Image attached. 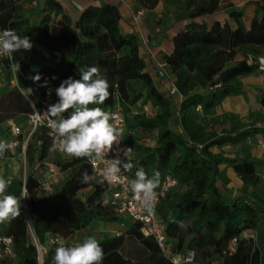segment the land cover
Listing matches in <instances>:
<instances>
[{
  "label": "trees",
  "instance_id": "obj_1",
  "mask_svg": "<svg viewBox=\"0 0 264 264\" xmlns=\"http://www.w3.org/2000/svg\"><path fill=\"white\" fill-rule=\"evenodd\" d=\"M33 1L0 0V31L12 29L21 37L28 36L33 44L30 51L13 54L15 62L20 63L19 72L13 73L11 62L4 57L0 59V73L12 72L18 87L28 94L31 88L29 95L35 104L51 89L54 104L58 101L55 89L63 80L79 79L80 69L88 66L99 67L109 83V97L102 105L90 106L108 113L119 107L123 112V139L133 148L132 178L142 167L149 178L159 172V183L167 175L177 181L157 207L172 251L194 252L195 264H264V194L259 192L264 185V161L247 152L229 157L211 151L213 147L249 144V138L264 131L231 114L213 116L226 98L244 93L243 79L262 72L258 63L264 57V0L256 3L249 26L243 13L237 11H232L230 20L224 23L215 21L210 25L197 20L230 7L227 0H163L172 7L174 25L185 23L173 39L172 54L163 58L175 78L172 84L176 96L167 88H157L145 72L138 36L123 33L118 6H91L73 21L63 14L56 0H35L36 5L31 6ZM160 1L133 0L136 13L153 10ZM26 4L28 9L24 8ZM54 13L60 14L64 22L57 35L51 31ZM36 75L41 77L38 82L32 79ZM46 81L47 86H42ZM260 104L264 108V86ZM145 107L156 113L149 117ZM145 134L152 137L153 144L145 143ZM19 139L23 141V134ZM51 143L50 131L42 127L26 148L28 220L42 246L49 237L71 246L65 241L94 220L115 222L119 217L107 203L110 188L104 181L97 177L89 184L80 182L85 171L95 175L88 158L65 161L56 151H49ZM18 152L22 153L21 147ZM44 162H52L60 172H66L61 185L54 188L56 198L40 189L39 171ZM223 165L233 169L243 183L234 197L219 187V183L223 187L230 183L226 172L220 170ZM10 180L8 194L15 195L22 204V178ZM28 220L21 213L11 222L0 224V238H11L15 255L0 256V264H38ZM249 230L257 233L256 242L244 237ZM126 237L140 243L148 253L149 264H173L136 223L129 226L126 235L99 240L104 250L103 264H134L122 254ZM234 239L237 247L230 252ZM57 246L49 247L43 264H52Z\"/></svg>",
  "mask_w": 264,
  "mask_h": 264
},
{
  "label": "clouds",
  "instance_id": "obj_2",
  "mask_svg": "<svg viewBox=\"0 0 264 264\" xmlns=\"http://www.w3.org/2000/svg\"><path fill=\"white\" fill-rule=\"evenodd\" d=\"M33 47L28 36H19L12 29L0 31V57H7L10 69L13 73L20 71V63L15 62L13 54L18 51H30ZM261 70L264 71V57L259 58ZM35 82L41 77H32ZM52 79H56L55 76ZM47 86V81L44 85ZM29 88V94L32 93ZM58 101L48 106L42 114L47 118V126L51 129L52 143L49 151H60L68 157L77 159H98L104 153H108L113 144L118 142L119 131L110 122V114L100 107L90 105H102L109 97V83L101 75L97 66H88L80 69V78L68 77L55 89ZM51 94V89H49ZM34 108V104L32 105ZM70 111L68 116L64 113ZM35 114H41L35 110ZM131 149H127L125 155ZM14 151L7 141L0 140V158L6 152ZM129 170L134 165L130 161L122 162L120 159H112L105 179L115 178L121 171ZM159 172H154L151 178L145 170L138 168L135 179L131 182L134 198L140 201L143 207L150 213L154 210L153 202L155 189L159 186ZM96 175H90L87 171L81 175V183L89 184L96 181ZM103 182V181H101ZM11 184L10 179L0 176V224L11 222L21 214V201L12 194H8ZM104 250L95 235L85 237L81 242L71 246L65 245L61 240L55 248L52 264H103Z\"/></svg>",
  "mask_w": 264,
  "mask_h": 264
},
{
  "label": "crops",
  "instance_id": "obj_3",
  "mask_svg": "<svg viewBox=\"0 0 264 264\" xmlns=\"http://www.w3.org/2000/svg\"><path fill=\"white\" fill-rule=\"evenodd\" d=\"M261 0H227L230 7H226L215 15L197 19L198 21H206L211 25L218 21L224 23L229 21V14L232 11L241 12L244 20L249 26L255 10L256 3ZM110 3L118 6L122 20L121 29L125 34H136L140 42L141 56L146 62L145 72L151 76L159 89L167 88L168 85L175 82V78L169 74L167 66L164 65V56L173 52V39L176 34L183 29L184 24L174 25L173 16L171 14L172 7L161 0L157 7L153 10H146L144 14L136 19V5L133 0H62L59 7L64 15H67L73 21L77 20L79 15L88 7L100 6L101 4ZM64 26L61 15H53L51 23V31L53 35H57ZM244 93L236 97H228L216 108L214 117H220L224 114H231L238 120L248 124H255L256 127L264 129V108L260 104V96L264 86V73L258 72L252 76L243 79ZM219 130L220 126L217 127ZM264 137V131L255 137ZM11 139L6 124L0 126V140ZM241 148V152H247L252 158L264 161V149L257 145L241 144L237 146H225L223 148L213 147V153L224 152L226 156L233 157L236 154H230V151ZM12 158L7 152L0 158ZM23 160V157H22ZM220 170L226 172L230 183L223 187L219 183L221 189L226 190L232 197L238 195L243 183L237 177L233 169L226 165L220 167ZM261 176L264 180V167L261 168ZM66 177V172H58L53 181L60 182ZM12 179V178H8Z\"/></svg>",
  "mask_w": 264,
  "mask_h": 264
},
{
  "label": "built area",
  "instance_id": "obj_4",
  "mask_svg": "<svg viewBox=\"0 0 264 264\" xmlns=\"http://www.w3.org/2000/svg\"><path fill=\"white\" fill-rule=\"evenodd\" d=\"M60 3L62 0H56ZM36 1L31 3V6H35ZM144 14V10H140L136 13V19L138 20ZM4 58V57H2ZM1 59V58H0ZM259 70H261V64L259 59ZM263 72V71H262ZM167 90L172 96L177 95V90L173 84L168 85ZM30 101V100H29ZM31 105L34 104L35 110H37L41 115L37 116L35 114L34 108L32 106V112L28 118V124L30 126V131L28 135L21 142L19 137L23 134L22 128L15 123L13 119L6 122L7 131L11 139L2 140L7 141L14 151H8L7 153L14 158L17 154L18 149H22V157L27 169L26 162V148L32 138V136L42 127H46L50 132L51 129L47 126V118L42 114L47 110L48 106L52 104V97L49 92L47 93L45 99L41 100L39 103L35 104L32 100ZM146 112L149 111L148 107L144 108ZM110 122L118 129L120 135L118 142L114 143L111 150L108 153H104L101 158L89 159L88 162L93 168L96 177L104 181L110 188L109 196L107 197V203L110 204L113 211L119 216L121 214H126L130 217L132 223L140 224L141 232L147 238H152L159 246L161 253L168 258L173 264H195V253L189 251L187 253H174L168 244V240L165 234V225L157 215V207L162 198L177 185V181L170 175H167L161 180L159 186L155 189V197L153 202L154 210L150 213L147 211L142 203L134 198L131 182L134 180L131 176V169L124 170L121 165V171L116 175L115 178L105 179L107 170L112 159H120L122 162L130 161L133 158V148L127 144L124 139L126 120L123 112L119 107L113 109L110 113ZM248 143L251 145H257L264 149V137L249 138ZM127 149H131L125 155ZM56 154L61 155L62 158L67 161L72 157L66 156L60 151H56ZM60 172L59 166L52 162H44L43 168L39 171V185L40 189L50 195L54 194V189L52 188L53 178ZM26 177L27 171L24 172L22 178L23 191H22V204L21 213L24 214L25 218L28 220L29 216V204L27 202V190H26ZM244 237L251 239L256 242L258 240L257 233L255 231L249 230L244 234ZM61 239L56 237H49L47 244L52 246ZM33 245L36 247L38 253L41 252L42 245L40 242L34 238ZM237 247V240L234 239L230 246L229 251L234 252ZM7 255L14 258L15 255L12 251V240L11 238L2 237L0 238V256ZM39 260V258H38ZM43 260H39L40 264H43ZM217 264V263H211Z\"/></svg>",
  "mask_w": 264,
  "mask_h": 264
},
{
  "label": "rangeland",
  "instance_id": "obj_5",
  "mask_svg": "<svg viewBox=\"0 0 264 264\" xmlns=\"http://www.w3.org/2000/svg\"><path fill=\"white\" fill-rule=\"evenodd\" d=\"M44 1V0H40ZM30 6L28 4L24 5L25 9H28ZM57 14V13H56ZM58 16V15H57ZM34 20V18H32ZM2 58V57H0ZM32 100L31 96L27 91L20 89L15 80L14 74L3 70L0 73V122L4 126L6 122L10 119H13L17 123L23 132V139L28 135L30 131V126L28 124L29 115L32 112V105L30 101ZM141 104L145 103L144 101L140 102ZM140 109V107H139ZM156 113V110L150 108L147 112L149 117L153 116ZM145 136L146 144H153L152 137ZM236 151H230V154L241 153V148L235 149ZM28 171L25 169L24 162L22 160V154L17 151L14 159L5 157L3 160H0V176H3L5 179L10 178H20L23 177L24 172ZM63 181V180H61ZM60 182H53L52 188H56L61 185ZM224 190V189H222ZM226 191V190H224ZM259 192L264 194V185L260 186ZM83 195V194H82ZM51 196V195H50ZM54 197L56 194L54 192ZM52 197V198H54ZM119 221L115 222H105L102 220H94L90 226L79 232H75L69 239L65 242L69 244H74L76 242H81L85 237L95 235L98 240L105 237H113L126 235L129 230V226L132 224L130 217L126 214H121L118 216ZM29 222V235L31 243H34L35 234L33 232L30 219ZM47 244L42 246L41 252L38 253L39 260H45L46 254L49 250ZM122 254L124 257L132 260L134 264H149L148 262V253L141 247L140 243L130 237H126L125 245L122 249ZM38 260V264L39 263ZM13 264H16L13 262Z\"/></svg>",
  "mask_w": 264,
  "mask_h": 264
}]
</instances>
